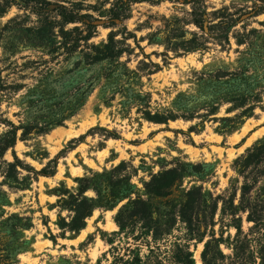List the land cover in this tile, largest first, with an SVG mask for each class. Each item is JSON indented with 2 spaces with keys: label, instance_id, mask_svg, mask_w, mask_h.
I'll return each instance as SVG.
<instances>
[{
  "label": "rangeland",
  "instance_id": "rangeland-1",
  "mask_svg": "<svg viewBox=\"0 0 264 264\" xmlns=\"http://www.w3.org/2000/svg\"><path fill=\"white\" fill-rule=\"evenodd\" d=\"M9 122L0 264H264V0H0Z\"/></svg>",
  "mask_w": 264,
  "mask_h": 264
},
{
  "label": "trees",
  "instance_id": "trees-1",
  "mask_svg": "<svg viewBox=\"0 0 264 264\" xmlns=\"http://www.w3.org/2000/svg\"><path fill=\"white\" fill-rule=\"evenodd\" d=\"M78 17L75 16H70L66 18V21H74L77 20ZM80 18V17H79ZM85 22V21H83ZM88 25H90V23H88ZM89 38V37H86ZM111 39H113V37H111ZM96 48V55H93L91 58H93L92 60H99L108 56H112V55H116V53L114 54L115 51H113V47L109 44H103L102 46H95ZM148 118L155 121V122H166L169 118H164L158 115H151L148 113ZM10 129H8L5 133L0 134V157L3 156L4 152L10 148L13 147L15 142H16V137H17V130L19 128H23V134L27 132L28 128L24 125L21 126H17L14 125L12 122H9ZM32 128V127H30ZM38 132H43V128L42 127H38ZM80 138L83 137V135L79 136ZM75 138H72L69 142L74 143L75 142ZM254 156V154H253ZM261 155L258 154L257 158L260 157ZM58 159V155H56L55 157H53L52 159H50L49 162H56ZM252 154H250L247 159H246V163L250 164V162L252 161ZM47 165L45 167H43L41 169V172L43 175H50V171H48L46 169ZM177 170L174 168L171 169H167L165 171H162L156 175H154L145 185V188L147 189L148 192L156 195V196H162L165 195L168 191V189L171 187V185L175 182V180L177 179ZM87 188V185H82L79 190L78 193L76 195L71 194L70 197L74 200H79V203L77 204L76 208H75V213L72 216L70 222L67 224L66 221H63V226H69L70 229L74 230V231H79V229H81L84 226V221L85 218L91 214L92 212V208H93V204L92 201H90L86 196L83 195L84 190ZM194 194V195H193ZM198 193L196 189H192L189 190L187 193V198L186 201L182 207V212L183 214H188L191 215L196 206H197V201H198Z\"/></svg>",
  "mask_w": 264,
  "mask_h": 264
},
{
  "label": "bare ground",
  "instance_id": "bare-ground-1",
  "mask_svg": "<svg viewBox=\"0 0 264 264\" xmlns=\"http://www.w3.org/2000/svg\"><path fill=\"white\" fill-rule=\"evenodd\" d=\"M248 127H249L248 125L244 126V130H247ZM74 134L76 135V133H74ZM255 135L256 134H254L252 137H250L247 142H250L255 137Z\"/></svg>",
  "mask_w": 264,
  "mask_h": 264
}]
</instances>
